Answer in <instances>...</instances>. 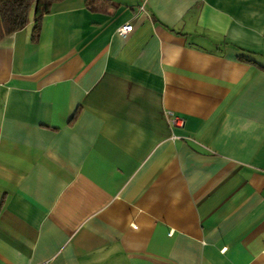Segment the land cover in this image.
Instances as JSON below:
<instances>
[{
    "label": "crops",
    "instance_id": "0c3cea01",
    "mask_svg": "<svg viewBox=\"0 0 264 264\" xmlns=\"http://www.w3.org/2000/svg\"><path fill=\"white\" fill-rule=\"evenodd\" d=\"M109 1L0 40V264H264V0Z\"/></svg>",
    "mask_w": 264,
    "mask_h": 264
},
{
    "label": "trees",
    "instance_id": "16d2710c",
    "mask_svg": "<svg viewBox=\"0 0 264 264\" xmlns=\"http://www.w3.org/2000/svg\"><path fill=\"white\" fill-rule=\"evenodd\" d=\"M62 0H0V40L13 34L33 20L32 37L38 36L41 17L48 13L53 3ZM95 10L105 13L116 6L109 0H86Z\"/></svg>",
    "mask_w": 264,
    "mask_h": 264
},
{
    "label": "built area",
    "instance_id": "2783aa9c",
    "mask_svg": "<svg viewBox=\"0 0 264 264\" xmlns=\"http://www.w3.org/2000/svg\"><path fill=\"white\" fill-rule=\"evenodd\" d=\"M137 1H143V0H137ZM132 31V28L130 25L126 24L124 26H121L118 28V33L120 36H125L126 34L130 33Z\"/></svg>",
    "mask_w": 264,
    "mask_h": 264
}]
</instances>
